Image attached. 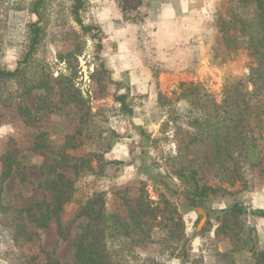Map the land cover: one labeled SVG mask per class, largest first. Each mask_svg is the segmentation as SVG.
<instances>
[{
  "label": "rangeland",
  "instance_id": "obj_1",
  "mask_svg": "<svg viewBox=\"0 0 264 264\" xmlns=\"http://www.w3.org/2000/svg\"><path fill=\"white\" fill-rule=\"evenodd\" d=\"M239 1L83 0L85 30L72 0H0V71L22 70L0 79V264H75L95 197L117 261L264 264L260 61L224 34L255 13ZM163 181L209 187L203 215Z\"/></svg>",
  "mask_w": 264,
  "mask_h": 264
},
{
  "label": "trees",
  "instance_id": "obj_2",
  "mask_svg": "<svg viewBox=\"0 0 264 264\" xmlns=\"http://www.w3.org/2000/svg\"><path fill=\"white\" fill-rule=\"evenodd\" d=\"M43 0H38L36 6L42 2ZM73 1V14L76 17V20L81 23L82 27L85 30H91V27L85 26L80 18V10L83 7V0H72ZM254 2L255 4V13L252 17H243L239 14H235L233 11L231 16V21L234 22L232 29L225 31L224 34H228V37H231V33L236 30V34L240 31L244 37L242 42H244V47L251 49L254 53L258 55L260 66L254 71L252 76H256V81L254 82V86H256V90L254 94L256 95L262 87L264 88V0H240V7L245 8L248 7L250 2ZM37 11V8H35ZM32 27V40L31 46L28 54H26L25 58L22 62L28 63L29 57L33 53L39 39L41 28L38 23H34L31 25ZM239 30V31H238ZM20 64L15 70L0 71V79L3 77H18L21 73ZM126 96L121 94L118 96V101L122 104L123 109H126ZM256 109H262L261 106H256ZM10 161L5 163V167L2 173V182L11 177L12 171L11 166L9 164ZM194 177V175L192 176ZM165 185V189L176 195L178 194L179 201H182V207H184L188 211H196L199 215H203L204 206H205V197L208 196V190H210L207 186H200L198 183L193 185L190 188H184L182 191H178L176 188H173L168 182H162ZM212 191H216L212 189ZM70 195L68 193V200H70ZM94 207H98L95 209ZM104 201L102 198L95 197L86 202L85 205L81 206L77 216H87L90 217L91 220H95L96 224L92 230L82 232L75 240V249H76V262L75 264H127L126 260L123 262L117 261L113 257L111 251L107 250L106 242L104 240L105 233L107 228L110 229L108 234H116L122 232V229H118L114 225L107 224L106 221L102 222L104 218ZM245 211L243 207L238 204L233 205L232 207H227L221 211V215L217 218L220 219L228 216L241 214ZM257 216H264V209H257L253 211ZM59 223V221H58ZM126 226V225H124ZM115 227V228H114ZM126 235H130L128 230L124 232ZM63 236L64 233L60 232ZM51 264H60L58 262H51Z\"/></svg>",
  "mask_w": 264,
  "mask_h": 264
}]
</instances>
